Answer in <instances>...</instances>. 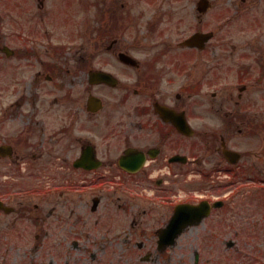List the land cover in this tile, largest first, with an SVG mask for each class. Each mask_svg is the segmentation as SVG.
I'll return each mask as SVG.
<instances>
[{"label":"flooded vegetation","instance_id":"obj_1","mask_svg":"<svg viewBox=\"0 0 264 264\" xmlns=\"http://www.w3.org/2000/svg\"><path fill=\"white\" fill-rule=\"evenodd\" d=\"M8 1L6 16L0 15V25L5 20L9 28L7 42L0 37V94L12 87L21 94L0 107L2 264H91L99 253L120 254V239L128 250L144 253L139 237H152L159 250L158 230L177 205L208 202L210 220L241 193L224 192L248 173H257L256 198L264 201V34L252 30L263 18H248L247 0L230 4L216 25L193 9L197 32L212 37L192 46L182 45L189 38L183 28L190 12L186 0H111L120 35L113 38L104 29L96 37L110 57L94 56L91 26L86 15L81 20L77 0H21V10ZM250 1H257L252 7L264 2ZM147 17V35L136 39L132 31ZM164 17L174 23V34L162 35ZM226 30L234 36H221ZM153 37L158 50L137 57L133 50L149 46ZM94 72L109 74L112 84L100 83ZM253 131L260 143L239 152L240 139ZM232 152L241 153L238 163L229 162L235 161ZM151 173L169 175L152 179ZM78 174L87 185L78 184ZM220 174L229 179L221 181ZM170 177L197 186L182 188L177 199ZM151 183L156 187L149 193L143 186ZM77 208L85 210L91 229L82 228ZM120 212L130 213L131 227L149 219L161 227L136 240L122 238ZM89 234L93 238L85 244ZM17 242L33 253L12 263ZM149 251L142 261L149 260Z\"/></svg>","mask_w":264,"mask_h":264},{"label":"rangeland","instance_id":"obj_2","mask_svg":"<svg viewBox=\"0 0 264 264\" xmlns=\"http://www.w3.org/2000/svg\"><path fill=\"white\" fill-rule=\"evenodd\" d=\"M83 1L85 2L79 1L82 10L81 20H84V15H86L87 24L91 26L92 33L94 32V44L92 43L94 56L110 57L111 55L107 54L106 49L103 50L100 45H97L99 41L96 40V32L108 29L113 33V38L117 33L120 35V16H117L116 12L112 13L113 10L109 8L108 4L104 5L103 3V6L99 5L90 8L91 6L96 5L97 3H95V1L98 0H92L93 2L86 0ZM186 1L189 3L190 12L188 14V24L183 27L184 31H186L184 36L190 35L196 27L195 17L193 15L194 3L191 0ZM19 2L20 4L22 3V1ZM256 2L257 1L247 0V8L250 10L256 8L262 9L264 12V2L261 3L260 7H252V5H255ZM12 3L14 5H20L18 4L17 0H13ZM239 3V0H233V2L216 0V7H214L213 12L208 16V18H211L210 21L213 22V25H216L215 19L217 15L222 16L224 13L222 11L224 9H229L230 4ZM6 4L9 5L8 0H0L1 16H6ZM63 4L64 1L57 3L56 8L58 5L63 7ZM52 7L53 6H51L50 8ZM18 9L21 10L22 8ZM85 10L89 11L84 13ZM149 19V17L142 19V23L139 26L138 30L132 31L136 39L138 37L145 38V36L147 35V23H149ZM221 20H223V18H221ZM161 25L163 27L162 35H164L168 30H171V32H173L174 34L175 25L173 22H170L167 17H164ZM7 26L8 24L4 20L2 24L3 42H7V39L4 38L9 34V28ZM16 31L17 30L14 29L13 32ZM182 33L183 31L180 32L178 36H180ZM260 33L264 34V31H260ZM78 35L84 36L82 32H79V34H77V37ZM156 35L159 39L160 36L158 32ZM220 35H227L230 38L234 36L233 34H230L228 30L221 31ZM158 39H156L155 37H153L152 40L148 38V42L151 41L149 46L141 47L139 50L134 49L133 51L138 54L137 57H152L158 50L157 46L154 45V41ZM60 41L61 43H63L64 41H66V39H64V37L61 35ZM81 42H84V39ZM79 45L80 44H77L75 46L76 49L79 47ZM104 46H106V44H104ZM14 67L17 69L16 65H14ZM37 71L38 68L36 67V69L33 71L25 72L21 75V77L23 78L22 80L27 82L29 80V76L33 73H36ZM16 92H18L17 89L12 87L8 95H6L5 93L0 94V107L7 106L11 102L15 101L21 94V92ZM23 92L24 89L22 90V93ZM27 98L30 97L29 95L25 94V99ZM256 138L257 136H253L251 137V139H244L245 141L243 139H240L239 142L241 143L243 148L248 149L250 144L252 146V144L257 141ZM256 174L257 173H248V177H244L243 180L239 182H237L236 180L234 184L224 192L227 193L231 190L241 191V193L237 194L234 199H231L230 205L226 209L216 212L210 220L204 221L199 226L192 227L191 229L186 231L173 248H170L163 253L156 250V247H154L155 242L152 237H139L140 234L144 233H147V235H152L155 228L158 229L159 227H161L159 224V220L155 221L149 219L144 225H136L133 229H131L129 226L130 219L127 218V214L130 213L120 212V237H128L132 240H136V238L139 237V240H143V243L146 245L144 253L138 252L137 249L134 248V246L128 250L125 246L122 245V241L120 239V254L108 253L104 257L102 253H99L97 259L91 264H264V207L256 198L258 194L254 195L256 189H259L261 187V185L256 180ZM78 175L83 177L82 174ZM140 179L142 178H136L135 180ZM172 182L174 184L171 187L176 189L173 195H176L177 197L184 194L182 188L190 189L197 186L196 182L188 184L187 186H185L183 182ZM205 185H207L206 182ZM151 187L154 188L155 185L152 184ZM152 188H147V191L152 192ZM129 193H132V191L129 190ZM124 195H127L129 198L132 197V194H127L126 192H124ZM250 196H253V198L250 199ZM244 198H246V200H244ZM133 205L136 206V203ZM136 208L137 207H135V209ZM77 216L81 217L82 219V228H84L85 230L91 229L90 222H87L88 216L85 215V210L83 208H77ZM89 237L90 238L87 239L88 241L85 242V244H90L91 241L89 240L93 238V235L89 234ZM231 242L234 243V246L232 248H229L228 244ZM211 245L212 247H209ZM11 247L13 254H10V256H12V263L20 262V260H27V258H29V255L33 253L30 250L31 248L25 243L17 242L12 244ZM148 250H150L149 252L151 253V256L149 257V260H147L148 262H144L142 261V259L145 257V253ZM197 253H200L201 255L198 262H196ZM83 262L84 260H82L79 264H84ZM0 264L2 263L0 262Z\"/></svg>","mask_w":264,"mask_h":264},{"label":"water","instance_id":"obj_3","mask_svg":"<svg viewBox=\"0 0 264 264\" xmlns=\"http://www.w3.org/2000/svg\"><path fill=\"white\" fill-rule=\"evenodd\" d=\"M181 218V216H179L178 214L174 217V219L172 220V225L176 226L177 223H179V219ZM165 233H167V230L165 231Z\"/></svg>","mask_w":264,"mask_h":264}]
</instances>
